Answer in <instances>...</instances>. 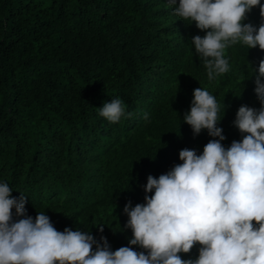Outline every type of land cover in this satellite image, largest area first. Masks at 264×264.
I'll list each match as a JSON object with an SVG mask.
<instances>
[{
	"label": "trees",
	"instance_id": "trees-1",
	"mask_svg": "<svg viewBox=\"0 0 264 264\" xmlns=\"http://www.w3.org/2000/svg\"><path fill=\"white\" fill-rule=\"evenodd\" d=\"M244 23H264L259 7ZM205 34L168 0H0V182L26 198L27 216L104 236L112 251H145L129 243L125 205L146 203L148 176L183 163L181 150L199 155L219 139L184 122L194 90L221 106L225 148L243 138L238 109L261 107L251 66L264 51L229 47L230 71L209 82L191 43ZM116 98L133 115L113 124L98 113ZM199 248L179 255L195 259Z\"/></svg>",
	"mask_w": 264,
	"mask_h": 264
},
{
	"label": "clouds",
	"instance_id": "clouds-1",
	"mask_svg": "<svg viewBox=\"0 0 264 264\" xmlns=\"http://www.w3.org/2000/svg\"><path fill=\"white\" fill-rule=\"evenodd\" d=\"M168 7L206 33L191 43L209 82L230 71L229 47L239 43L264 51V23H244L254 7L264 19L261 0H168ZM251 71L261 107L238 109L233 123L242 140L224 147L226 137L217 127L221 106L206 88H196L184 122L196 135L206 129L219 139L199 155L181 150L183 163L159 178L148 176L145 192L154 194L145 196L146 203L125 205L129 243L145 251H112L104 236L101 243L80 230L58 231L44 212L33 220L26 215V198L13 197L9 184L0 182V264H264V59ZM98 114L113 124L133 115L120 98L105 102ZM142 119L149 121V113ZM13 208L25 218L15 221ZM197 244V258H181Z\"/></svg>",
	"mask_w": 264,
	"mask_h": 264
}]
</instances>
